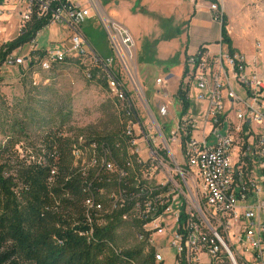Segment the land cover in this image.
Masks as SVG:
<instances>
[{"label": "built area", "instance_id": "built-area-1", "mask_svg": "<svg viewBox=\"0 0 264 264\" xmlns=\"http://www.w3.org/2000/svg\"><path fill=\"white\" fill-rule=\"evenodd\" d=\"M19 1L11 4L18 7ZM21 1L20 33L34 19L45 20L44 28L67 32V46L47 49L39 57L40 67L52 69L62 55L82 53L93 67L88 79L95 72H111L122 81V91L114 86V98L125 96L128 120L115 136L123 156L124 137L132 138V158H127L131 171L117 168L109 153L112 173H104L103 179H109L117 208L100 214L101 203L93 202L87 213L117 216L134 225L138 244L141 239L157 244L152 252L157 264H218L222 259L264 264V80L248 70L245 58L223 51L221 41L213 55L199 50L188 56L179 101L183 113L169 128L172 122L159 124L140 92L130 34L102 13L97 0H87L89 5L80 0ZM208 11L220 24L218 6L210 4ZM94 12L114 57H101L82 29ZM25 59L11 52L3 64L20 67ZM192 90L195 103L205 104L197 113L188 112ZM131 94L137 96L143 117ZM156 110L160 118L167 117L164 105ZM130 127H137V135H130ZM94 184L99 188V182ZM165 236L171 240L168 245L156 240Z\"/></svg>", "mask_w": 264, "mask_h": 264}, {"label": "rangeland", "instance_id": "rangeland-1", "mask_svg": "<svg viewBox=\"0 0 264 264\" xmlns=\"http://www.w3.org/2000/svg\"><path fill=\"white\" fill-rule=\"evenodd\" d=\"M181 1L142 0L145 13L139 14V7L134 15L132 10L138 6L137 0H97L102 13L108 19L130 31L135 43L139 89L152 115L161 125L175 119L182 111L176 98L179 75L175 71L179 69L180 63L173 61L174 52L181 44L173 30L175 16L179 17L177 10H181L182 15L186 14L179 7ZM80 3L89 5L87 0H80ZM216 4L227 17L232 45L242 55L251 56L248 55L250 43L254 47L264 43V0H216ZM0 10L4 11L0 16V51H5L4 45L20 34V20L17 15L24 11L23 1H19L18 7H13L11 0H0ZM82 29L92 48L101 57H114L95 12L83 24ZM66 37L67 32L61 27L43 29L37 33L33 42L12 51L23 58L27 57L28 64L20 67L2 64L0 67V142H5L9 133L14 132L20 140L16 147L19 159L24 155L31 156L33 151L41 149V137L56 129L62 132L65 139L83 145L89 139L114 135L127 123L128 118L122 106L109 96L103 84L96 78H87L88 72L93 70L88 60L77 59L67 53L64 64L52 69L39 67V57L47 49H63L67 46L66 42H62ZM237 41H248L246 43L249 44L238 47ZM223 46L227 49L226 45ZM213 47L209 46L211 51L214 50ZM34 50L38 52L32 53ZM259 62L260 59L254 69L261 77L263 68ZM157 78L162 82L161 85L155 84ZM131 95L138 107V113L143 117L137 96ZM157 104L168 107L170 115L167 120H161L158 116ZM201 107L202 105L196 106L194 101L190 104V109L195 108L196 113ZM86 148L80 152L79 158H69L67 163L70 166L79 165L84 170L97 169L99 161L96 160L97 164H94L93 154ZM174 210L177 211V208ZM131 231L125 227L116 232L117 238L125 233V241L118 243L117 240L123 250L137 246V242H134L135 233L133 238ZM171 233L173 230H170ZM156 240L164 244L171 242L168 236ZM218 264L230 263L227 259H222Z\"/></svg>", "mask_w": 264, "mask_h": 264}, {"label": "trees", "instance_id": "trees-1", "mask_svg": "<svg viewBox=\"0 0 264 264\" xmlns=\"http://www.w3.org/2000/svg\"><path fill=\"white\" fill-rule=\"evenodd\" d=\"M203 1L216 4V0ZM45 26V20L29 22L15 40L4 45L5 51H0V67L8 54L32 42ZM227 27L222 15L221 42L234 52ZM176 98H183L180 89ZM118 133L77 145L56 129L41 137V149L22 159L14 132L0 142V264H155L154 250L149 248L146 253L145 244L136 243L134 225L122 223L117 216L87 213L91 201H100L103 212L109 210L103 195L109 190L108 179H103L106 172L67 163L75 148H89L96 159L106 151L115 156ZM97 182L99 188H95ZM125 227L132 230L136 248L123 250L117 244V240L125 241V233L117 238L116 232Z\"/></svg>", "mask_w": 264, "mask_h": 264}, {"label": "crops", "instance_id": "crops-1", "mask_svg": "<svg viewBox=\"0 0 264 264\" xmlns=\"http://www.w3.org/2000/svg\"><path fill=\"white\" fill-rule=\"evenodd\" d=\"M142 0H137V8H134L132 10V13L134 15H136L137 10H139L138 8L140 7L139 10V14H144L145 13V6L142 5ZM210 3L203 1V0H196L195 2H192L191 0H182L181 4L179 5V7L181 9H184L186 14L182 15L180 14V11L177 10L179 17L175 16V21L173 24V30L175 31L174 34L178 37V40L180 41L181 44L180 48L175 50L174 55V61L176 63H180V67L177 71L178 75H179V89L181 90V86H182V82H183V78H184V73H185V60L188 56L195 54L196 52H198L199 50H202V52H204L206 55L210 56L213 55L215 53H217V49L219 47V42L221 41L220 38V24L214 22L212 20V14L208 11V5ZM15 7V6H13ZM3 11V10H1ZM4 12V11H3ZM18 20H20L19 18V14L17 15ZM227 18V17H226ZM122 26V25H121ZM54 27V26H51ZM124 27V26H122ZM19 28H20V22H19ZM49 28V27H47ZM125 28V27H124ZM228 29V35H229V27H227ZM46 29V28H44ZM128 33L130 34L132 40L133 37L130 33V31L125 28ZM230 35L232 36L233 34L230 33ZM36 37V36H35ZM233 37V36H232ZM67 38V37H66ZM231 39V38H230ZM67 40V39H66ZM66 40L62 41V42H66ZM134 42V40H133ZM232 42V39H231ZM239 43L238 47H241L242 45H248L249 43L246 42H241V41H237ZM222 44V50L223 51H228V49H225ZM135 45V43H134ZM214 46V50L211 51L209 46ZM250 49L248 50V55L251 56H244L242 55L240 52H238L236 50V47L232 45V48L234 50V52L239 53L240 55H242L246 62L248 63V70L249 71H253L255 72L254 66H256L258 63L257 61H259V59L261 60V62H259L260 64H262V68H263V73L261 78L264 80V43L262 44H256L255 47L253 45V43H250ZM263 49V52H262ZM173 53V52H172ZM182 63V64H181ZM257 63V64H256ZM174 69V68H173ZM176 69V67H175ZM256 73V72H255ZM136 79H137V72H136ZM159 80V78L156 79V81ZM138 81V79H137ZM155 81V84H156ZM139 83V81H138ZM140 85V84H139ZM191 96H192V101H194V104L197 105H202L201 108L198 109V112L201 110H204L205 108V104H198L195 103L194 100V94L195 92L192 90L191 92ZM164 95H166V93L164 92ZM179 102V101H178ZM160 105V104H157ZM156 105V106H157ZM164 105V104H162ZM180 105V104H179ZM167 109L168 115L167 117L170 115L169 113V109L166 105H164ZM181 106V105H180ZM189 113H196L195 108L190 109L189 108ZM182 111L180 112L179 116H177L175 119L172 120H168L167 122H172L170 124L169 128L173 127V122L176 121L181 115H182ZM167 117L165 118H160L161 120H167ZM164 122V123H167Z\"/></svg>", "mask_w": 264, "mask_h": 264}, {"label": "bare ground", "instance_id": "bare-ground-1", "mask_svg": "<svg viewBox=\"0 0 264 264\" xmlns=\"http://www.w3.org/2000/svg\"><path fill=\"white\" fill-rule=\"evenodd\" d=\"M36 52H38V51L34 50V53H36ZM44 53L47 54V52H44ZM43 54L41 56L45 57V54L44 55ZM71 55L77 59H85V56H83L82 53H73ZM67 57H68V55H62L60 57V64L59 65L64 64L66 62ZM28 63H29V59H25L24 64H28ZM39 67H40V65H39ZM43 68H45V67H43ZM95 78L97 79L98 82L103 84V86H106V91L109 94V96L115 102L119 103L122 106V109L125 113V109H124V108H126L125 96H118V98H116V99L114 98V86H115V91H122V81H117V79L115 77H112L111 72H104V75L102 74V72H95ZM130 135H137V127H130ZM115 147H117V149H118L115 156L112 155L111 152L106 151L104 153V155L101 157V159H96L94 153L89 148L86 150H90L91 154H93V158L95 159L94 164H97V162L99 161V163L97 164V169H100L103 172L112 173V166H111V163H109V153H111V159L113 160V162H115L117 164V168H122V169H124V171H131V164H130V162L127 161V158H132V138L131 137H124V156H123V151H121V141H116ZM82 151L83 150H78L77 148H75L71 154L73 159L79 158L80 152H82ZM96 160H97V162H96ZM107 182L109 183V179L107 180ZM106 191H107V189H106ZM108 192H109V190L107 191V193L105 192L104 194L103 193L102 194L105 195V198L108 202L109 210H106L105 212H103L104 208L100 204L99 205V213H101V214L110 213V210H115V208H117V201H115L114 194L110 193V192L108 193ZM93 202L94 201L89 202L88 206H93ZM135 238L137 240V234H135ZM141 243L145 244L146 253H148L147 251L149 248H152L154 250L153 252H157V244H151V241H148V239H141ZM153 256H154L153 262H155V264H157V256L156 255H153Z\"/></svg>", "mask_w": 264, "mask_h": 264}]
</instances>
